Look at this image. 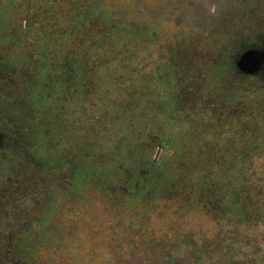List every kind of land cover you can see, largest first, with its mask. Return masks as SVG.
<instances>
[{
  "label": "rangeland",
  "instance_id": "1",
  "mask_svg": "<svg viewBox=\"0 0 264 264\" xmlns=\"http://www.w3.org/2000/svg\"><path fill=\"white\" fill-rule=\"evenodd\" d=\"M107 1L114 9L124 7L121 18L145 21L141 32L146 37L150 32L151 39L137 41L138 62L106 64V56L80 37L74 44L65 41L56 67L45 55L46 69L35 73L34 59L0 46V71L5 65L14 69L8 81L0 72L6 81L0 85V126L8 130L10 142L0 156V264L11 258L8 246H22L25 254L34 255L40 241L53 244L57 229L40 231L37 239L30 232L35 218L54 213L45 195L56 198L63 188L76 194V202L86 203L76 205L71 217L54 215L51 228L62 221L61 226L77 229L57 235L65 250L51 245L48 251H59L65 264L77 257L74 264H106L112 241L105 227L113 219L103 215L92 220L93 214H109L104 209L108 203L97 205L99 192L94 190L122 177L107 170L110 164L132 169L143 164L152 139L149 156L158 142L169 156L157 183H173L191 198L163 207L159 218L152 214L147 237L174 234L168 227L174 225L188 242L182 254L168 258L170 264H189L187 253L205 247L209 262L200 263L221 264L224 249L237 244L236 232L230 226L232 231L216 229L226 219L209 196L237 194L248 214H264V74L245 76L233 63L248 47L264 48V0ZM114 49L117 54L119 46ZM64 57L74 61L85 84L60 83ZM109 68L107 77L103 71ZM174 76L181 81L175 83ZM183 93L189 98L185 102ZM87 180L93 187L88 192ZM24 217L30 218V232L9 240ZM99 226L103 233L96 231ZM48 254L43 250L39 258L48 261Z\"/></svg>",
  "mask_w": 264,
  "mask_h": 264
},
{
  "label": "trees",
  "instance_id": "2",
  "mask_svg": "<svg viewBox=\"0 0 264 264\" xmlns=\"http://www.w3.org/2000/svg\"><path fill=\"white\" fill-rule=\"evenodd\" d=\"M122 8L124 7L122 6ZM122 8L120 5L117 9L112 8L108 5L107 0H0V46L6 44L7 48L34 59L31 61V67L35 73H40L46 69L47 66L42 61L45 55L50 58V62L53 61V65L50 64L51 68L56 67V58L62 52L65 41L74 44L80 37H83L90 44L93 43L95 45L93 49L99 51L102 56H106V59H104L106 64L108 61L118 60L122 65V63L132 58L135 62H138L139 60L135 54L137 41L142 38L151 39V33L149 32L146 37L141 32L145 21L139 22L136 19L126 20L121 18L120 12L122 10L120 9ZM114 38H118V43L112 45ZM100 42H106L108 47H102ZM116 45L119 46L117 54H121V56L114 54ZM95 51L93 52L95 53ZM0 53H2V47H0ZM8 66L5 65L4 71H0L7 81L8 77L14 74V69ZM60 69V75L58 74L62 81L60 83L70 84L71 86L86 83L77 73L72 59L64 57L63 67ZM110 71L109 68L103 72H107L106 76L108 77ZM258 74H264V66L251 76ZM181 79L174 76L173 81L178 83ZM5 80L0 79V85L4 86L6 84ZM185 95L186 93L182 95V101L184 102L189 99ZM0 134L4 135L3 142L0 144L1 156L9 148L10 142H7L9 136L6 128L0 126ZM253 158H251L252 161H254ZM139 168L140 166L136 169L120 168L110 164L107 170L116 173V175H122V172L123 174L127 171L134 172ZM159 172L160 169L158 168L156 170L157 175L154 178L157 179ZM249 172L254 175L256 170L254 171L250 167ZM235 175L237 176V173ZM229 178L231 179V177ZM209 197L210 200L218 203L220 214L223 213L225 216L223 219H226L225 221L222 220L216 229L222 226L224 227L222 230L227 231L230 226L236 232L237 244L232 246L231 249L228 247L224 249L221 264H264V214L260 212V214H248L247 207L243 202L240 203L237 194L232 195L231 193L223 197L218 195ZM21 220H18L19 224H21ZM226 225L228 226L226 227ZM229 231H232V229ZM223 233L221 232L220 238L223 237ZM205 240V242L211 244L209 239ZM182 253L180 250H173L171 255L177 256ZM196 254L200 256L198 259L193 258ZM207 255H209L207 247L204 250L199 249L198 251L189 252L187 257L192 260L189 264L209 262L206 258ZM162 264L170 263L167 260V262L163 261Z\"/></svg>",
  "mask_w": 264,
  "mask_h": 264
},
{
  "label": "flooded vegetation",
  "instance_id": "3",
  "mask_svg": "<svg viewBox=\"0 0 264 264\" xmlns=\"http://www.w3.org/2000/svg\"><path fill=\"white\" fill-rule=\"evenodd\" d=\"M247 49H250V47L240 51L234 58L233 63L235 67L237 58ZM236 69L238 70L237 67ZM243 75L251 76L247 74ZM0 136L1 139L4 137L3 134H0ZM151 142H154V140L152 139L148 144L149 150L147 151V158L145 162L140 165L139 170L134 172L127 171L125 174L122 172V177H119L111 183H107L106 187L102 188V191L94 190L96 193L99 192L96 201L97 205L102 201L108 203L109 207L104 209L107 210V213L109 214H93L92 220L95 221L100 217L103 218V215H108L113 219V222L109 224V227H105L106 230H109L107 237L108 241H112L110 249L112 254L110 253L104 260L106 264H162L163 261L167 262L173 250H178L180 246H182L180 250L182 251L188 242H185V240H187L185 235L180 233V229L174 225L168 226L169 228L172 227V233L174 234L165 233L158 237H147V227L154 224V220L153 222H150L153 219V217H151L152 214H156L157 218H159L161 217L160 214H163V207H165L166 210L171 206L177 207V203H179L182 198L190 197L187 193L178 191L179 188H176L177 186L173 183L166 187H161L157 183L156 178H154L156 170L167 162L169 156L165 152L166 147L164 146V143L162 144L158 142L153 157H150ZM95 178L96 177H92V179ZM80 186V190H83V185ZM48 189L50 190L51 186H49ZM66 190L67 188H63V191L59 190V194L57 192V197L53 199L48 195H45L47 198L45 200L46 203H53L54 213L48 214V217L39 216L35 218L37 233L35 232L36 228H34L32 232L28 231L30 218L26 219L24 217L21 220V224L15 228L13 235L11 233V237H9V240L12 238L19 239L23 238L25 233L27 234L30 232L31 239L35 236L37 239V235H39L40 231H45L46 233L52 229H57L58 232L55 233L53 244L40 241L41 246H39V249H37V252L34 255H31L30 253L25 254L22 246L20 248H11L12 246H8L6 248V256L12 255L10 256L11 258L7 257V259H5V264H65L62 262V259L60 260L59 251H54L50 254L51 252L48 251L50 250L48 248L51 245H55L56 250L62 248L63 243L59 241L61 240V237H57V235H60L63 230H69L70 234H74L77 227L68 228L61 226L62 221H60L59 225L51 228L50 225L52 224L50 221L55 214L68 215L71 217L76 210V205L78 207V205L86 203V200L84 199L76 202L73 197L76 196V194L69 193ZM85 190L87 192L88 190H93V187H88V180L85 183ZM181 204L183 206L187 205V201H183ZM178 211H180V209L176 208L174 212L177 214H183ZM101 228L102 226H99L96 231L103 233ZM62 234H67V232ZM9 243L10 242H8L7 245H9ZM62 249L65 250V248ZM43 250L49 252L48 255H52V258L48 257V261L45 258H39V253ZM77 259L78 257L72 259L73 263L71 264L78 261ZM143 260H146V262Z\"/></svg>",
  "mask_w": 264,
  "mask_h": 264
},
{
  "label": "water",
  "instance_id": "4",
  "mask_svg": "<svg viewBox=\"0 0 264 264\" xmlns=\"http://www.w3.org/2000/svg\"><path fill=\"white\" fill-rule=\"evenodd\" d=\"M264 66V48L253 45L243 51L236 60L238 70L247 75L257 73ZM1 137V136H0Z\"/></svg>",
  "mask_w": 264,
  "mask_h": 264
}]
</instances>
